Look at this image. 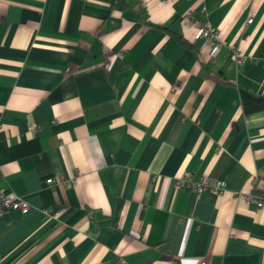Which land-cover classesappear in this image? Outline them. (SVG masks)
<instances>
[{
    "label": "crops",
    "instance_id": "obj_1",
    "mask_svg": "<svg viewBox=\"0 0 264 264\" xmlns=\"http://www.w3.org/2000/svg\"><path fill=\"white\" fill-rule=\"evenodd\" d=\"M0 190V264H264V0H0Z\"/></svg>",
    "mask_w": 264,
    "mask_h": 264
},
{
    "label": "built area",
    "instance_id": "obj_2",
    "mask_svg": "<svg viewBox=\"0 0 264 264\" xmlns=\"http://www.w3.org/2000/svg\"><path fill=\"white\" fill-rule=\"evenodd\" d=\"M246 22L249 23L250 18H248ZM193 24L195 27V37L200 39L203 44L212 46L214 49L221 46L222 43L218 38L217 30L212 29L207 22L194 20ZM231 52L234 54L237 64H241L245 60V57L236 51ZM56 180L61 181L60 178H57ZM51 182V178L45 179L46 184H50ZM175 184L186 186L188 189L196 193L207 191L212 195H219L225 189V182L223 180L213 179L207 176H201L195 180L186 172H183L180 177L175 179ZM240 198L248 202H254L257 206L264 207V197L262 196H255L250 193L245 196H240ZM8 209H15L20 213H25L28 209V203L25 199L14 193L3 192L0 190V215ZM42 213L45 215L48 214V209L43 208ZM198 264L207 263L203 260H199Z\"/></svg>",
    "mask_w": 264,
    "mask_h": 264
},
{
    "label": "trees",
    "instance_id": "obj_3",
    "mask_svg": "<svg viewBox=\"0 0 264 264\" xmlns=\"http://www.w3.org/2000/svg\"><path fill=\"white\" fill-rule=\"evenodd\" d=\"M173 37L175 38V40H177L179 43L181 44H185V41H183V39L181 38L180 35H177L175 33H172ZM262 197H264V193L260 194Z\"/></svg>",
    "mask_w": 264,
    "mask_h": 264
}]
</instances>
